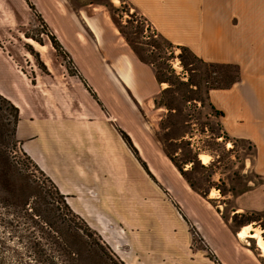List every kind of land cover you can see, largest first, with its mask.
<instances>
[{
	"label": "crops",
	"instance_id": "crops-1",
	"mask_svg": "<svg viewBox=\"0 0 264 264\" xmlns=\"http://www.w3.org/2000/svg\"><path fill=\"white\" fill-rule=\"evenodd\" d=\"M28 1L96 96L66 71L44 74L34 85L14 63L33 102L45 109L44 116L30 119L26 138L19 118L16 137L72 211L103 239L113 238L118 245L108 244L124 264H264L255 243L250 249L238 240L229 221L190 187L156 140L161 83L105 8L94 0ZM123 1L170 44L189 48L204 62L238 68L237 81L210 90L208 99L222 114V131L251 145L252 169L264 177V0ZM35 22L24 0H0L5 44H12L7 37L13 40V32ZM2 89L0 95L17 107ZM252 194L249 189L238 198L249 200Z\"/></svg>",
	"mask_w": 264,
	"mask_h": 264
},
{
	"label": "rangeland",
	"instance_id": "rangeland-1",
	"mask_svg": "<svg viewBox=\"0 0 264 264\" xmlns=\"http://www.w3.org/2000/svg\"><path fill=\"white\" fill-rule=\"evenodd\" d=\"M70 1L73 5L81 4L80 0ZM94 4L105 8L127 44L129 42L131 45L130 47L128 44L131 50L133 46L146 64L152 66L155 76L164 81L160 84L162 90L155 101L161 116L154 134L156 140L183 171V179L192 183L193 189L203 194L202 196L229 221L236 232L248 227V235L240 241L253 249L254 239L249 234L259 233L264 236V177L252 169L251 145L234 140L222 131L218 122L220 115L208 99V83L226 84L235 77L234 68L218 65L212 70L195 61L182 66L177 57L179 49L162 41L152 25L128 3L123 0H94ZM48 34L44 22H35L13 32V40L10 36L7 37L12 41L11 45L0 40V85L3 92L18 105L21 137L30 131V119L44 116L45 109L33 102L32 91L25 85L23 77L14 65L16 64L34 85L37 84V79L40 80V76L45 78L44 74L52 77L60 71H66V60L63 62L52 48ZM42 65L45 66V72L40 69ZM68 66L73 68L70 64ZM36 98L40 101L41 96ZM34 128L32 131H37L36 126ZM20 143L19 147L23 150L22 142ZM26 144L28 148L35 150L33 143L26 141ZM202 156L207 157L205 163H202ZM16 157L22 162L23 158L19 154H16ZM30 173L40 186L47 191L51 190L49 184L43 182V177L32 170ZM249 189L254 190L252 198L240 200L238 197ZM246 206L251 209L244 210ZM2 219L4 221L0 220V237L6 247L4 256L12 261L15 258V249L22 252L18 242L24 239H20L18 234L12 232L8 224H5L7 216H2ZM99 237L101 241L94 237L93 244L99 245L102 242L103 248L105 245L110 251L104 248L101 258L99 255L94 256L91 262L84 260L82 264H124L118 253L108 244L118 245L113 238ZM95 249L99 250V246L95 245ZM63 259L64 264H81L66 257Z\"/></svg>",
	"mask_w": 264,
	"mask_h": 264
},
{
	"label": "trees",
	"instance_id": "trees-1",
	"mask_svg": "<svg viewBox=\"0 0 264 264\" xmlns=\"http://www.w3.org/2000/svg\"><path fill=\"white\" fill-rule=\"evenodd\" d=\"M24 1L37 17L38 22L42 24L43 21L35 12L34 6L28 0ZM159 37L162 41L169 43L163 37ZM47 38L63 62L66 60L64 67L68 75L77 76L82 81L86 90L96 98L85 80L78 75L68 53L63 49L55 36L49 33ZM169 45L172 44L169 43ZM175 47L180 51L177 57L182 66H187L195 61L212 70L218 65L234 68L235 77L233 79L228 80L224 85L208 83L207 88L209 90L227 88L237 81L238 68L236 66L206 63L199 59L189 48L179 45ZM132 50L141 62L146 63L133 49V46ZM69 64L72 65V69L69 68ZM42 66L40 69L45 72V66ZM156 79L159 83L164 82L157 75ZM217 113L222 115L221 112ZM18 121V108L0 95V220L4 221L2 216H7L5 224H8V228L12 232H16L20 239H24V241L18 242L22 252H17L15 249L14 260L9 261L4 256L6 247L3 245L4 241H1L2 238L0 237V264H64V257L82 264L84 260L91 262L94 256L97 257L99 255L101 258L104 255V248L109 251L110 249L105 245L103 248L102 242H99V245L95 244L99 246V250L95 249L93 238L96 237L100 240V237L79 215L72 211L66 203L65 196L59 192L54 183L20 148L21 143L16 137ZM119 133L144 171L155 181L145 163L139 158L138 152L128 135L122 130H119ZM16 154H19L23 158V163L18 160ZM167 156L180 174L184 176L183 171L173 162L172 158L169 155ZM30 168L44 178L43 182L48 183L51 190L47 191L40 186L35 178H33V174L30 173ZM185 180L193 188L192 183L187 179ZM199 194L201 195V193ZM97 251L101 253L98 254ZM214 263L219 264L215 260Z\"/></svg>",
	"mask_w": 264,
	"mask_h": 264
},
{
	"label": "bare ground",
	"instance_id": "bare-ground-1",
	"mask_svg": "<svg viewBox=\"0 0 264 264\" xmlns=\"http://www.w3.org/2000/svg\"><path fill=\"white\" fill-rule=\"evenodd\" d=\"M202 163H205L207 160L206 156H202ZM248 227H243L240 231L237 232V238L243 240L248 235ZM251 238L254 239L255 246L259 250L260 254L264 258V238L259 233L249 234Z\"/></svg>",
	"mask_w": 264,
	"mask_h": 264
}]
</instances>
